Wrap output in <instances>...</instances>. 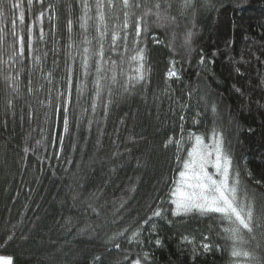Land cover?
<instances>
[{"label":"trees","instance_id":"1","mask_svg":"<svg viewBox=\"0 0 264 264\" xmlns=\"http://www.w3.org/2000/svg\"><path fill=\"white\" fill-rule=\"evenodd\" d=\"M212 141L244 220L177 205ZM0 257L264 264V0H0Z\"/></svg>","mask_w":264,"mask_h":264},{"label":"rangeland","instance_id":"2","mask_svg":"<svg viewBox=\"0 0 264 264\" xmlns=\"http://www.w3.org/2000/svg\"><path fill=\"white\" fill-rule=\"evenodd\" d=\"M191 159L174 193L177 205L187 208L190 202L197 204L202 200L207 208L228 211L235 218L244 220L235 208V188L229 181V160L220 145L214 141L208 146L198 142ZM0 264L13 263L9 258L0 257Z\"/></svg>","mask_w":264,"mask_h":264}]
</instances>
